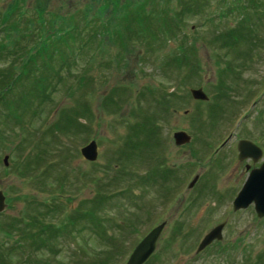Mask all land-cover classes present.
I'll use <instances>...</instances> for the list:
<instances>
[{
  "label": "rangeland",
  "instance_id": "374dc122",
  "mask_svg": "<svg viewBox=\"0 0 264 264\" xmlns=\"http://www.w3.org/2000/svg\"><path fill=\"white\" fill-rule=\"evenodd\" d=\"M234 1L203 3L185 16L178 37L135 41L122 65L102 67L103 60L120 53L113 43L104 52L92 44L77 59L68 56L69 66L59 69L63 82L54 77L57 87L45 100L31 94L29 79L0 99V190L7 203L0 212V250L15 253V264H125L138 242L163 221L156 250L144 264H264V217H257L253 204L233 210L249 174L244 164L264 161V0H236L237 9ZM99 2L0 0V43H7L0 90L38 37L47 35L51 19L58 16L57 26L68 14L80 18L86 6L96 8ZM109 10L99 22L114 15ZM4 19L14 23L13 39L6 36L10 29ZM239 21L251 29V40L242 38L232 48L216 41L219 32ZM82 39L71 44L72 50L78 51ZM181 46L188 62L165 65ZM60 60L55 57V67ZM10 65L18 68L5 79ZM85 77L91 82L83 86ZM199 87L207 101L192 97L190 89ZM108 94L118 104L107 108ZM67 114L83 125L66 126ZM138 122L143 127L134 136ZM178 130L187 131L191 142L177 146ZM93 139L99 156L92 162L81 148ZM240 139L263 149L258 162L237 158ZM100 196L106 201L96 207ZM89 212L82 223L70 219ZM41 213L45 223L81 225L71 224L44 246L25 244L15 251L22 232L36 233L40 224H12ZM223 221V238L197 252L204 235Z\"/></svg>",
  "mask_w": 264,
  "mask_h": 264
},
{
  "label": "trees",
  "instance_id": "16d2710c",
  "mask_svg": "<svg viewBox=\"0 0 264 264\" xmlns=\"http://www.w3.org/2000/svg\"><path fill=\"white\" fill-rule=\"evenodd\" d=\"M207 1L208 0H100L96 8L91 4L86 6V8L81 11L80 18H76V14L74 13L68 14L64 17L63 23H59L57 26H54V20L58 16L54 15L55 18L51 19V21H49L50 24L44 28L47 30V35L45 37H40L38 35V40L32 47L33 50H28L27 54L23 58V63L18 65L20 68L16 67L15 65H10L4 70L6 73L4 72L5 74L3 76L6 79V75H11L13 68L19 69L18 73L13 71L12 75L7 81H2L4 85L0 90V99H5L7 94L13 92L21 82H23L25 79H29L32 82L31 84H33V92H31V94L35 97H41V100H45V98L51 96L52 90L57 87L53 78L55 77L60 82H63L64 78L61 75L60 70L69 66L70 58L68 56H72V59L75 60L81 51L90 47L92 44H94V47H97L98 52H104L107 50L105 46L109 45V43H113L118 48V52H120L116 56L114 55L103 60L104 62L102 67L111 68L114 62L115 64L119 63V65L125 64V55H128L132 52V46L134 45L135 41L149 44L158 40L160 42L168 40V37H178L180 34L178 31L182 32V23L185 19V16L194 12H198V10L201 9L202 4ZM235 1L233 4H235ZM110 7L112 8L111 13H114V15L106 18V20L102 22H99L98 19H101V16L110 13ZM235 7L237 9L236 4ZM1 21L3 24L7 23L10 31L6 34V36L8 39L11 38V34H13V29L15 28L13 25L14 23L9 19H4ZM243 22L244 21H239V24L235 25V27H230L219 32L217 34L216 41L221 42L224 47L231 46L232 48V46H236L238 41L242 38L251 40V29L243 25L239 26ZM15 25L17 27L16 23ZM77 38L83 39L81 44L75 48L78 49V51L75 52L72 50L71 44L76 42ZM11 39H13V37ZM182 42H180V45ZM6 44L7 43L5 42L0 43V59L2 57L3 51L6 49ZM65 48L69 50L68 55L65 53ZM181 48L182 50L184 49L183 46H181ZM186 54L187 51L185 48V50L175 53L172 59L170 58L169 61L165 62V65H169L174 62L177 64L188 62ZM55 57H58L59 60L61 59L59 67H55L53 62ZM93 58H95V56ZM93 58L91 60H93ZM38 69L43 71V74H34L35 70ZM80 82L81 85L86 86L91 82V80L89 77H85L82 78ZM119 89L120 87H113V90L116 92H118ZM104 102L107 108L110 107L109 105L115 103L118 104V101L115 99L113 94H108ZM78 112L79 114H84L86 110L85 112ZM65 120L67 122L66 126L74 123V121H77V123L75 122V126L83 125L80 119H72L70 114H67ZM152 123L153 121L150 119V121L145 123V128L147 126L150 128ZM142 127L143 124L139 122L136 124V126H132L133 135L137 136ZM154 132L155 131L151 132L152 135L157 133ZM104 198L106 201V197L100 196L98 198L96 207L102 206L99 203L102 201V199L104 200ZM92 214L93 212H89L87 215L77 214L74 216V218L72 216L70 219H80L79 223H82L83 218L92 216ZM17 219L20 222L18 223L17 221L15 224V220V222L12 224V228L21 222L25 225L29 223L28 225L31 227L32 224H36L35 220H38L40 228L36 233L34 230H27V233L22 232L23 236L16 239V246L14 247L15 251L22 248L25 244H28V246L30 244H41L44 246L55 239L57 235H61L64 228L68 229L71 224H75L77 222L76 220H70L68 223L65 222V225H61L62 221L58 225L54 223L51 224L50 222L45 223L43 213L39 214L38 216H32L28 222L21 218ZM32 220L34 221L31 222ZM77 225L81 224L76 223L72 226L76 227ZM71 229L72 227L69 229V233H66L70 234ZM5 252V249L0 250V261L3 263L5 262L6 264H15V253L7 254L9 252H6L5 254ZM6 259H8V261Z\"/></svg>",
  "mask_w": 264,
  "mask_h": 264
},
{
  "label": "water",
  "instance_id": "95a60500",
  "mask_svg": "<svg viewBox=\"0 0 264 264\" xmlns=\"http://www.w3.org/2000/svg\"><path fill=\"white\" fill-rule=\"evenodd\" d=\"M190 93L196 100L207 101L209 99V96L202 87L191 88ZM173 137L175 144L178 146L190 143L192 140V136L185 130L174 132ZM238 151V158L240 160L251 157L255 161H258L263 156L262 148L250 139H241L238 142ZM81 154L88 161H96L99 156L97 141L93 139L84 145L81 148ZM8 159L9 155H5L3 160L5 165H8ZM197 178L198 176L196 175L189 186H193ZM250 204L254 205L259 218L264 217V161L259 167L253 168L249 172L245 182L233 200L234 210L247 208ZM6 206V196L0 190V212L4 211ZM165 225L166 222L163 221L153 227L134 247L125 264H144L156 250L157 240ZM224 226L225 222L220 223L206 233L197 247V252L202 251L214 240H221L223 238Z\"/></svg>",
  "mask_w": 264,
  "mask_h": 264
},
{
  "label": "flooded vegetation",
  "instance_id": "af4514ba",
  "mask_svg": "<svg viewBox=\"0 0 264 264\" xmlns=\"http://www.w3.org/2000/svg\"><path fill=\"white\" fill-rule=\"evenodd\" d=\"M238 142H239V141H238ZM238 142H237V143H238ZM184 145H185V144H184ZM181 146H182V145H181ZM237 151H238V147H237ZM262 151H263V149H262ZM238 155H239V151H238V153H237V158H238ZM238 159H239V158H238ZM260 159H261V158H260ZM239 160H240V159H239ZM240 161H252L253 163H256V162H258L259 160H258V161H255L253 158L250 157V158H246V159H243V160H240ZM262 162H263V161H262ZM262 162H261V163H262ZM261 163H260V165H261ZM244 165H245V166H244L245 169L248 170V172H250L253 168H256V167H259V166H260V165H259V166L251 167L250 163H247V162H246ZM165 172H166V173H167V172H168V173H171V170L168 169V167H167V168H165ZM250 205H251V204H250ZM250 205H249V206H250ZM249 206H248V207H249ZM253 206H254V205H253ZM248 207H247V208H248ZM247 208L238 209V210H234V208H233V210H234V211H240V210H244V209H247ZM254 208H255V207H254ZM257 217H258V216H257ZM223 222H225V225H226V221H223ZM223 222H221V223H223ZM218 224H220V223H218ZM218 224H217V225H218ZM215 226H216V225H215ZM223 230H224V228H223ZM217 241H220V240H214V241H213L211 244H209L207 247L211 246L213 243H215V242H217ZM207 247H205V248H207ZM205 248H204V249H205ZM230 264H233V263L231 262Z\"/></svg>",
  "mask_w": 264,
  "mask_h": 264
}]
</instances>
